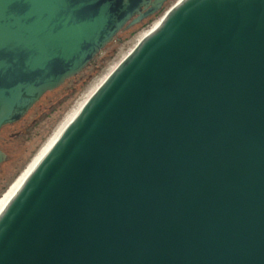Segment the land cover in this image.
<instances>
[{
	"label": "water",
	"instance_id": "1",
	"mask_svg": "<svg viewBox=\"0 0 264 264\" xmlns=\"http://www.w3.org/2000/svg\"><path fill=\"white\" fill-rule=\"evenodd\" d=\"M163 1L0 0V129ZM0 264H264V0L174 4L0 209Z\"/></svg>",
	"mask_w": 264,
	"mask_h": 264
},
{
	"label": "rangeland",
	"instance_id": "2",
	"mask_svg": "<svg viewBox=\"0 0 264 264\" xmlns=\"http://www.w3.org/2000/svg\"><path fill=\"white\" fill-rule=\"evenodd\" d=\"M173 5L172 2L167 4L150 23L139 28L128 38L122 35V39L115 42L108 52H101L99 57H105L116 49L114 57L82 90L72 94L80 79L84 78V70L75 76L77 79L74 77L58 89L45 93L20 121L0 129V150L6 155L5 161L0 164V199L66 119L79 109L104 78Z\"/></svg>",
	"mask_w": 264,
	"mask_h": 264
},
{
	"label": "trees",
	"instance_id": "3",
	"mask_svg": "<svg viewBox=\"0 0 264 264\" xmlns=\"http://www.w3.org/2000/svg\"><path fill=\"white\" fill-rule=\"evenodd\" d=\"M155 17L147 20L146 22H144L141 26H138L137 28L133 29L132 31L129 32H122L120 33L114 40L112 43H110L109 45H107L105 47L104 50H102L101 52H108V49H110V47L115 43L118 42L119 40H121L122 35H126V38H128L129 36H131L134 32H136L139 28H141L142 26L147 25L148 23H150L152 20H154ZM100 52V53H101ZM116 53V49H114L112 52L108 53L107 55H105V57H99V55L86 67V69H84L83 71V77L80 79V82L76 85L74 91L72 92V94L74 95L75 93L79 92L80 90H82L98 73L101 72V70L106 66V64L114 57ZM78 77H75L74 79H77ZM73 79V80H74Z\"/></svg>",
	"mask_w": 264,
	"mask_h": 264
},
{
	"label": "bare ground",
	"instance_id": "4",
	"mask_svg": "<svg viewBox=\"0 0 264 264\" xmlns=\"http://www.w3.org/2000/svg\"><path fill=\"white\" fill-rule=\"evenodd\" d=\"M85 102V101H84ZM83 102V103H84ZM81 104V106L83 105ZM80 106V107H81ZM79 107V109H80ZM78 109V110H79ZM77 110V111H78ZM75 111L71 116H69L62 127L49 139V141L46 143V145L42 148V150L39 152V154L32 160V162L28 165V167L25 169V171L18 177V179L11 185V187L6 191V193L2 196L0 199V209L8 202V200L14 195L18 187L21 185L23 180L26 178V176L30 173V171L34 168V166L38 163V161L41 159V157L46 153V151L52 146L54 141L57 139L60 132L66 127V125L69 123V121L73 118V116L76 114Z\"/></svg>",
	"mask_w": 264,
	"mask_h": 264
},
{
	"label": "flooded vegetation",
	"instance_id": "5",
	"mask_svg": "<svg viewBox=\"0 0 264 264\" xmlns=\"http://www.w3.org/2000/svg\"><path fill=\"white\" fill-rule=\"evenodd\" d=\"M152 1H154V0H152ZM179 1H180V0H164V1H163V4H162V7H161V10H160L158 13L154 14L153 16H150V17L144 19L140 24H138V25L132 27L131 29H129V30L125 31V32L132 31L133 29L137 28L138 26H141V25H142L144 22H146L147 20H149V19H151V18H153V17H156V15L160 14V13L163 11V9L165 8V6H166L167 4H169V3H171V2L174 3V4H176V3L179 2ZM121 33H122V32H121ZM1 129H2V128H1Z\"/></svg>",
	"mask_w": 264,
	"mask_h": 264
}]
</instances>
